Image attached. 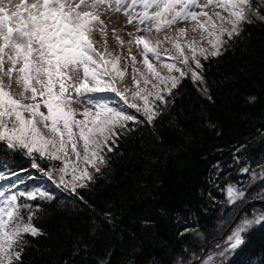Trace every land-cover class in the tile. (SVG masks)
<instances>
[{"label":"snow or ice","instance_id":"obj_1","mask_svg":"<svg viewBox=\"0 0 264 264\" xmlns=\"http://www.w3.org/2000/svg\"><path fill=\"white\" fill-rule=\"evenodd\" d=\"M120 16L123 26L109 29ZM257 23L264 24V0H0V264H29L28 254L38 251L31 238L47 237L37 222L56 190L87 205L78 189H89L108 171L114 160L109 154L141 126L156 135L185 79L211 101L207 67L235 52ZM127 26L132 30L125 40L119 33ZM110 32L118 54L109 48ZM209 126L216 127L211 121ZM236 152V178L224 179L219 164L213 172L224 179L219 190L226 193L223 243L215 240L211 253L197 250L177 264H233L231 257L243 251L250 235L264 232V156ZM240 173L247 179H239ZM249 202L260 207L248 211ZM97 219L87 237L74 241L69 259L57 264H113L115 233L101 251L97 244L106 236L104 227H116L115 218L109 211ZM186 221L187 215L177 217V223ZM191 231L185 226L177 236L187 238ZM135 248L122 264H142L133 259Z\"/></svg>","mask_w":264,"mask_h":264},{"label":"trees","instance_id":"obj_2","mask_svg":"<svg viewBox=\"0 0 264 264\" xmlns=\"http://www.w3.org/2000/svg\"><path fill=\"white\" fill-rule=\"evenodd\" d=\"M247 32L235 52L207 67L212 100L185 79L172 115L157 124L160 140L141 126L142 131L121 141L109 154L114 157L111 168L98 175L89 189H78L87 205L70 192L56 190L47 215L37 222L47 237L31 238V247L38 251L28 254L29 264L33 258L37 264L69 259L74 241L87 237L92 222L99 223L97 217L109 211L116 227L103 228L106 236L99 237L97 251L115 233L113 264H122L132 245H136L133 259L142 264L163 258L177 264L185 257L191 260L197 250L201 254L209 241L223 234L225 196L219 185L228 177L236 178V149L264 156V24L249 26ZM250 96L256 97L254 103ZM20 164L26 166L27 161H20L17 170ZM217 164L226 173L224 179L213 175ZM258 208L255 204L247 210ZM184 215L186 224L177 223V217ZM145 219L152 222L150 226L143 223ZM185 226L192 231L187 238L178 237ZM231 260L264 264V232L254 231Z\"/></svg>","mask_w":264,"mask_h":264},{"label":"rangeland","instance_id":"obj_3","mask_svg":"<svg viewBox=\"0 0 264 264\" xmlns=\"http://www.w3.org/2000/svg\"><path fill=\"white\" fill-rule=\"evenodd\" d=\"M124 24V17L120 16V17H113L112 20L109 22V29L113 28V27H116L117 29H120ZM181 27H184L185 25L181 24L180 25ZM187 27L189 28V32H188V37L190 38L191 36H193L194 34L190 31L191 29V25H187ZM132 28L131 26H127L123 29V31H121L119 34L121 36H123V38L125 40L128 39V37L125 35V33L127 31H131ZM169 35H172L173 33H168ZM197 37H198V34H196ZM152 39H155L156 38V34L153 33V36L151 37ZM160 39H163V33L160 34L159 36ZM97 40H101V38L99 36H97ZM102 42V41H101ZM108 45H109V48L111 50H114L117 54L121 51V48L120 46L118 45V43L116 42L115 40V37L111 34V32L109 33V36H108ZM100 45L98 44L97 47H99ZM142 48V46H140ZM164 47H171L170 45H164ZM139 51L140 49L137 48L135 45H133V48H132V54L134 55H137V60H141L142 58L139 56ZM123 52H124V55L127 56V45H125L124 49H123ZM174 55V53H172ZM151 58V56H150ZM155 63V61H153ZM139 66V65H138ZM130 72H131V68L129 67V76L126 77L127 80H129L130 82ZM214 254V253H213ZM206 259V258H205Z\"/></svg>","mask_w":264,"mask_h":264},{"label":"water","instance_id":"obj_4","mask_svg":"<svg viewBox=\"0 0 264 264\" xmlns=\"http://www.w3.org/2000/svg\"><path fill=\"white\" fill-rule=\"evenodd\" d=\"M239 175H245V174H243V173H240Z\"/></svg>","mask_w":264,"mask_h":264}]
</instances>
